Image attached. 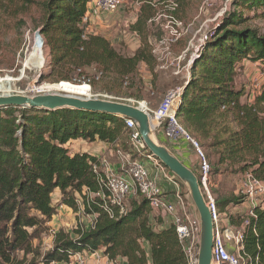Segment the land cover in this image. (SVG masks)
<instances>
[{"label":"trees","instance_id":"obj_1","mask_svg":"<svg viewBox=\"0 0 264 264\" xmlns=\"http://www.w3.org/2000/svg\"><path fill=\"white\" fill-rule=\"evenodd\" d=\"M12 1L0 0L4 11ZM21 2L36 3L40 13L36 29L44 45L39 41L37 59L41 68L45 47L49 67L40 74L41 81L87 82L92 88L101 83L100 89L109 95L142 99L147 84L139 67L146 65L153 75L157 64L147 40V10L131 27L140 38L139 46L131 55H122L104 36L89 31L83 19L91 0ZM233 6L195 57L177 117L192 138L210 149L215 156L212 165L251 172L264 181V78L251 102L241 100L246 92L237 87V68L243 59L256 63L264 76V35L242 27L250 11L264 17V0H233ZM150 84L153 90V79ZM124 121L112 114L66 107L0 109V264H24L29 254L41 257V264L68 262L77 252L98 249L110 259L124 258L126 264H187L174 227L154 229L150 224L146 198L131 199L125 213L109 217L101 198L93 195L102 189L104 178L100 168L93 169L99 156L70 148L74 139L112 143L124 134ZM134 157L140 156L133 154L129 160ZM55 190L60 192L58 204L52 202ZM230 202L231 198L216 201L218 211ZM58 205L73 212L82 206L84 214H95L94 227L61 228L54 233L52 247L41 253L33 242L47 229ZM254 211L255 217L242 226L243 247L264 264V208ZM235 218L231 216L232 224ZM237 224L242 225L241 218Z\"/></svg>","mask_w":264,"mask_h":264},{"label":"rangeland","instance_id":"obj_2","mask_svg":"<svg viewBox=\"0 0 264 264\" xmlns=\"http://www.w3.org/2000/svg\"><path fill=\"white\" fill-rule=\"evenodd\" d=\"M22 0H13L12 3L8 2V9L3 10L0 4V80L9 79L4 85L0 86V94H32L33 87L41 86L42 91L46 93H64L59 90L46 91L44 89L47 84H57L59 82H50L48 79L41 81L40 74L49 71L48 54L44 47V62L42 67L38 64V53L36 59H31L33 52L38 50V38L35 36L37 31L36 25L40 19L39 10L36 8V3H22ZM119 9L113 13H107L94 10L90 14V25L92 32L98 35L104 36L110 44L122 55H131L135 50L136 44H140V38L136 31L132 30V25L136 22L138 17L143 14L144 10L149 12V17L146 19L147 25V40L149 44H159V40L165 37V25L168 22L167 16H173L178 22L181 23L179 29L178 38L171 42L169 48L166 51H162V59L156 60V63L160 68L155 66L153 75L147 70L146 65L141 64L139 69L143 76L144 82L147 84L146 89L142 92V99L135 100L133 98H117L109 95L100 89V84L91 87L87 82L80 84L89 85V92L87 95H79L81 97L91 98H107L117 99L136 104L139 102L146 103V106L155 109L160 104L165 92L174 87L184 84L186 76L190 73V69L187 63L190 61V57L199 47H202L207 41L212 39L215 32L218 30L223 17L228 12L234 11L233 0H120ZM175 4V8L172 9L171 4ZM90 4V3H89ZM88 4V6H89ZM20 8V9H16ZM19 10V11H18ZM148 14V13H147ZM250 19L243 25L256 28L261 34L264 35V17L256 16L253 11L249 12ZM44 44V43H43ZM153 48V46H151ZM185 53L184 59L179 64L173 63L175 57ZM156 58L157 55L153 54ZM156 64V65H157ZM179 65L180 71L176 74ZM237 68V87L243 88L246 94L242 96L241 100L248 101L249 95L254 94L264 76L261 73L259 66L250 60H241ZM182 71V72H181ZM98 76H94L93 80L97 81ZM153 79V90L150 81ZM36 81L39 82L36 85ZM61 82V81H60ZM68 82V81H66ZM73 83V82H70ZM77 84V83H74ZM8 90V91H7ZM77 95V94H76ZM178 121L181 124L180 117ZM182 125V124H181ZM183 126V125H182ZM159 131H155V136L162 142ZM128 130H125L124 134L116 139L112 143H105L97 141L94 150H101V160L105 158L111 167L121 163V157L118 150L122 152H129L131 145L128 139ZM199 146L203 154L207 157V161L210 164V177L211 175L217 176L227 184L226 187L231 189L232 200L237 202L243 197L241 192V182L243 180L244 173L231 172L225 165H212L215 156L210 154V149L204 145H201L197 139ZM163 143V142H162ZM166 144V143H165ZM93 147V145H92ZM99 147V149L97 148ZM72 150V149H71ZM73 151V150H72ZM135 154L131 152V156ZM137 157V156H135ZM135 157L133 159H135ZM159 162V161H158ZM100 169H104V165L99 164ZM166 169V168H165ZM123 169H118V172H123ZM195 173L199 178V169L196 168ZM209 177V178H210ZM179 184V189L185 195H187L186 203L192 214L198 215L194 204L187 192L186 187L173 176ZM221 188V186H219ZM216 190L215 192L209 191L215 198V194H221L222 190ZM203 192V190H202ZM91 195V194H90ZM89 195V196H90ZM140 194H130L124 201L125 210L129 209L131 199H140ZM60 198V192L55 190L52 193V202L57 203ZM238 204V202H237ZM62 205L57 206V212L52 217L51 221L46 223L47 229H45L40 239L33 242L37 245L40 252L44 253L50 249L53 245L54 232L59 229L66 231H72L76 228H85L89 224L87 214L83 212H71L61 208ZM60 208V209H59ZM239 212V210H238ZM237 218L233 221L234 224L238 223ZM242 220V219H241ZM75 237V235H73ZM146 247V246H145ZM24 264H41V257H33L31 254L25 257ZM72 259V256L69 260ZM51 264H66V262Z\"/></svg>","mask_w":264,"mask_h":264},{"label":"built area","instance_id":"obj_3","mask_svg":"<svg viewBox=\"0 0 264 264\" xmlns=\"http://www.w3.org/2000/svg\"><path fill=\"white\" fill-rule=\"evenodd\" d=\"M120 0H91L87 13L84 16V22L88 24V14L94 10L113 13L119 9ZM172 9L175 4H171ZM168 22L165 25V37L159 40V44H155L152 53L157 55L156 60L162 59L163 50L169 48L170 41H175L179 36L181 23L173 16H167ZM89 25V24H88ZM202 47L193 52L190 61L187 63L191 66L195 57L198 55ZM185 53L178 55L172 61L179 64L184 59ZM176 74L179 73V65H177ZM190 69V67H189ZM182 72V71H181ZM41 86L33 87L32 94L43 93ZM183 92V85L174 86L168 89L157 108L151 109L146 103L139 102L143 109L151 116L153 130L159 131L169 141H176L179 138L189 140L195 148L199 157V184L205 195L206 202L212 214L214 240L212 245V261L213 264H259L258 257H252L244 252L243 247V230L242 226L248 224L250 218L255 217V207L264 208V181L256 178L251 172H245L241 182V192L243 194L242 202L247 203L239 210L241 214L242 225L237 226L229 223L218 211L216 201L209 191L210 164L203 154L198 142L192 138L178 121V111ZM154 121V123H153ZM125 128L128 130V139L131 149L127 154L118 150L121 157L120 167L124 171L117 173L111 170V164L107 160H100L99 164L104 165L102 170L104 178L102 181V189L93 195L98 196L102 200V207L109 217H114L117 213L121 215L126 212L124 201L130 194H140L146 198L151 211L164 217H170L169 225L174 227L177 238L182 246V250L187 264H197L198 241L200 224L198 215L190 212L186 203L187 195L183 194L179 187L166 189L160 184L154 170H161L162 164L147 153V149L140 137L135 122L132 119H125ZM131 152L139 155L132 161L129 160ZM94 171L99 170V165L93 166ZM166 180L172 181L170 176L165 177ZM115 209V211H114ZM78 212H83L80 207ZM89 224L83 228L90 230L95 224V214H87ZM53 233H55L53 231ZM91 259L93 262H88ZM66 264H126V260L121 257L110 259L103 253L102 249L94 251H80L72 255V259Z\"/></svg>","mask_w":264,"mask_h":264},{"label":"water","instance_id":"obj_4","mask_svg":"<svg viewBox=\"0 0 264 264\" xmlns=\"http://www.w3.org/2000/svg\"><path fill=\"white\" fill-rule=\"evenodd\" d=\"M41 43H44L40 30L35 32ZM44 45V44H43ZM66 82V81H65ZM39 84L38 81L35 83ZM5 107L41 108L57 110L60 108L80 109L101 112L132 119L147 153L159 161L187 189V192L198 213L200 232L198 241L197 264H213L212 245L214 240L212 214L199 184L195 171L184 163L168 148L156 139L151 116L140 103L132 104L107 98L81 97L67 93L38 94H0V109Z\"/></svg>","mask_w":264,"mask_h":264},{"label":"crops","instance_id":"obj_5","mask_svg":"<svg viewBox=\"0 0 264 264\" xmlns=\"http://www.w3.org/2000/svg\"><path fill=\"white\" fill-rule=\"evenodd\" d=\"M90 15H92V14H88V17H87V21H89V22L92 19V18L90 19ZM88 29L91 33L95 34L94 32H92L90 25H88ZM138 46H139V44H136L135 49ZM151 46H155V44H151ZM243 60H245V59H243ZM156 66H157V68H160V66H158V64ZM189 74L186 76L184 83L189 79ZM259 91H260V86L258 87V90L254 94L249 95L248 102H251L253 96L255 94H257ZM159 136H160L162 142L164 144L166 143L165 145L168 146V148L179 158V160L182 163H184L186 166L193 169L194 171L196 170V168L198 169L199 157L197 155L195 148L193 147L192 143L189 140H187L185 138H179L176 141H169L164 137V135L162 133H159ZM69 143H70V148L73 151L89 152L91 154L99 156V161L101 160V155L99 154L101 152V150L96 151L93 149L94 146H96L97 141L88 142V141L82 140V139H74V140H70ZM92 145H93V147H92ZM97 148L99 149V147H97ZM101 153H105L104 150ZM102 160H106V159L103 158ZM120 166H121L120 164L114 165L111 167V170L119 173L118 169L121 168ZM151 170H152V173H156L158 175L157 178L160 179L159 180L160 184H162L166 189H173L175 187H179V184L175 180H173V176L171 174H169L164 167L161 170H154L153 166H152ZM120 173H122V172H120ZM166 176H170L172 181L166 180L165 179ZM219 186H221V188H219ZM226 186H227V184H225V182L223 180H221L220 178H217V176H215L213 174L209 178L210 191L215 192L216 190H219V189L222 190L219 197H217L218 195L214 193L215 200L217 202H223L226 200H230V198H232L231 189H229ZM242 200H243L242 198L239 199L238 204L230 202L225 206H219L220 214L229 223H231V216L236 215V213H238V216L241 218V214H239L238 210H240L242 207L247 205V203H245L244 201L242 202ZM61 208L62 209L64 208L65 210H69L72 212V210L65 205H62ZM149 220H150V224L152 225V227L154 229H159V228L168 226L171 218L158 215L154 211L150 210ZM235 225L241 226L240 224L239 225L235 224ZM88 262L91 263V262H93V260L89 259Z\"/></svg>","mask_w":264,"mask_h":264},{"label":"bare ground","instance_id":"obj_6","mask_svg":"<svg viewBox=\"0 0 264 264\" xmlns=\"http://www.w3.org/2000/svg\"><path fill=\"white\" fill-rule=\"evenodd\" d=\"M38 44H39V39H38ZM37 53H38V50H35V52H33L32 57H31V59L33 61H35ZM8 80L9 79H7V78L1 79L0 80V86L4 85V83L8 82ZM41 89H43V88H41ZM44 89H46V91L56 89V90H59L61 92H64L67 94H73V95H76V94L77 95H87L90 88H89V85H87L85 83L84 84H74V83H70V82L61 81L57 84H51V85L47 84V85H45ZM153 123H154V121H153ZM155 138L158 139L157 137H155Z\"/></svg>","mask_w":264,"mask_h":264}]
</instances>
